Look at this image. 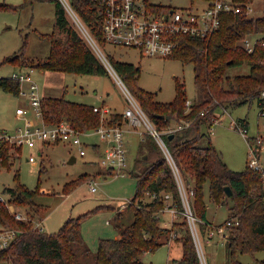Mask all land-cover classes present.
<instances>
[{"label": "trees", "instance_id": "trees-1", "mask_svg": "<svg viewBox=\"0 0 264 264\" xmlns=\"http://www.w3.org/2000/svg\"><path fill=\"white\" fill-rule=\"evenodd\" d=\"M35 1L55 3L53 31L40 32L41 37L51 41L49 54L41 59L27 56V40L24 37L21 48L5 56L4 62L9 61L21 67L110 74L83 32L71 21L63 0H24L19 5L0 1V9L22 7ZM68 1L97 42L105 46L103 14L98 9L102 0ZM233 1L240 5V9L222 12L220 25L212 34L202 36L183 33L177 36L179 46L169 57L194 63L198 91L189 108L186 106L188 96L181 80L177 79L176 95L172 100H156L153 92L139 84L140 65L106 53L117 73L159 129L172 126L174 121H190L189 125L174 131L172 136L170 132L165 133V141L179 167L192 211L202 221L203 231L213 224L207 218L204 191L207 180H210L211 198L219 203H228L230 215L221 224L231 221L227 225L230 259L233 264H243L237 258L238 251L253 253L264 249V189L259 172L252 169L249 163L243 170L233 169L227 164L222 152L214 144L209 128L214 123L215 109L220 105L235 106L256 99L261 110L264 107V12L258 16L250 15L249 6L254 0ZM252 33L258 36L253 50L249 51L242 42ZM243 64L250 66L249 72H229L232 66ZM0 86L17 94L20 91V81L12 76H0ZM204 108L206 112L201 114ZM42 109L47 123L66 119L82 131L100 125V112L94 110V105L72 101L64 96H43ZM122 118V112H112L108 121L117 123ZM241 121L248 126L247 119ZM205 127L208 129L205 130ZM251 138L248 136L249 140ZM12 145L16 151H20L21 146ZM12 145L7 139L0 141V162L8 167ZM141 145L147 148L144 153L147 156L137 159L135 165L138 168L135 172L137 190L127 209V212L132 213V219L128 223L124 222L123 217L127 212L118 210L116 226L121 234L99 239L93 264H146L143 254L169 242L168 236L172 230L175 240L181 241L183 245L182 255L174 258L173 264H203L186 214L181 185L169 159L153 135L143 134ZM226 185L231 186L232 196L226 192ZM4 191L8 192V200L31 206L35 215L44 211V206L35 201L36 190L18 183L5 186ZM167 193L170 197L166 196ZM147 194L149 200L145 199ZM104 205L108 204L100 207ZM167 207H175L182 216L177 227L161 223V212ZM90 213L71 216L59 231L46 232L36 226V221L17 219L6 203L0 200L2 229L16 230L9 245L0 249V260L12 264H87L81 259L80 251L83 249L90 253L82 233V221Z\"/></svg>", "mask_w": 264, "mask_h": 264}, {"label": "rangeland", "instance_id": "rangeland-1", "mask_svg": "<svg viewBox=\"0 0 264 264\" xmlns=\"http://www.w3.org/2000/svg\"><path fill=\"white\" fill-rule=\"evenodd\" d=\"M0 1L19 5L24 0ZM148 1L160 9L170 7L197 9L203 8L208 3L206 0ZM64 2L71 21L84 34L81 25L75 18V11H71L69 1L64 0ZM263 12L264 0H254L249 11L250 15L258 16ZM54 23L55 3L52 1H35L33 4L22 7L0 9V76H11L14 71H26V67L9 61L4 62L3 58L19 50L23 45L24 37L27 40L25 54L35 59L45 58L50 52L51 41L41 37L40 32H52ZM84 36L94 48L87 36L85 34ZM255 37H257L256 33L248 36L251 42L255 41ZM242 43L245 45L244 41ZM103 48L118 59L140 65L139 84L153 92L156 100H172L176 95L177 79L184 82V90L188 98L195 99L197 96L198 88L193 62H184L174 57L141 55L140 51L135 48L119 47L111 43H107ZM109 71L110 74L105 75L34 67L31 73L39 83L42 96H64L66 99L89 105L108 106L110 112H122L130 102L116 73L113 70ZM249 71L248 64L235 65L229 69L231 74ZM124 83L126 84V82ZM22 86L26 87L27 83L23 82ZM126 86L132 92L127 84ZM132 94L139 101L134 92ZM19 107H30L27 115L18 112L17 108ZM227 109L228 111L224 112L223 105L215 109L216 113L224 112V118L215 121L209 128L210 135L216 147L222 152L223 159L227 164L233 169L243 170L249 163L251 143L255 142V137L259 133L264 136V114L260 113L261 108L256 99L241 105H229ZM110 112H100V124L102 122L109 123ZM241 118L248 120L247 134L231 125L232 119ZM117 123L125 129L127 150L125 174H109L108 166L102 163L101 159L110 145V140L95 129H88L81 133L83 147L86 149L84 154L80 153L79 145L67 141L38 140L35 146L24 143L19 148L20 151H16V147L12 145L15 143L9 141L12 145L9 167L0 162V196L8 197V192L4 191L5 186H15L18 183L36 190L35 201L44 206L42 208L44 211L40 215H35L31 206L16 202L15 204L17 209L24 214L26 220L36 221L46 232H57L69 217L91 211L82 221V233L86 245L90 248V253L83 249L80 253L81 259L87 264L94 263V254L101 237H114L120 233L116 226V215L118 210L127 212L128 204L136 194L135 172L138 168L135 165L137 159L142 158L147 150L145 146L142 147L141 139L143 134H151L144 124L132 125L124 114L122 120ZM42 124V117L30 105L27 95L21 92L17 94L0 86V132L5 131L14 135L19 127L27 125L35 127ZM175 124L176 121L173 126ZM207 129L205 127V130ZM248 136L252 138L249 140ZM261 143V161L264 164V139ZM72 155L76 156V160L70 162ZM76 180L77 182H75ZM179 181L181 184V180ZM92 182H96V191L91 188ZM182 187L186 199L188 193L184 186ZM204 191L207 218L215 224L223 223L230 215L228 203H219L211 198L210 180L206 181ZM145 199L149 200L150 196L147 194ZM186 201L188 202L187 199ZM229 202L231 203V200ZM5 203L7 205V202ZM102 204L108 205L100 207ZM95 209L96 211L93 212ZM131 216L132 213L127 212L123 217L124 222H130ZM160 218L164 225L173 218L170 227H177L179 225L177 222L182 220L180 214L173 216V212L167 208L161 212ZM3 227L4 225L0 222V229ZM201 227L202 221L197 217L194 229L199 236L198 247L201 251L203 264H233L227 240L217 232L213 238H209L208 230L203 231ZM168 241L157 249L143 254L142 258L146 264H173V259L182 255L183 245L181 241L175 240L173 230L169 233ZM262 257L264 258V249L253 253L237 252V258L243 264H260L257 258ZM0 264L12 263L0 260Z\"/></svg>", "mask_w": 264, "mask_h": 264}, {"label": "built area", "instance_id": "built-area-1", "mask_svg": "<svg viewBox=\"0 0 264 264\" xmlns=\"http://www.w3.org/2000/svg\"><path fill=\"white\" fill-rule=\"evenodd\" d=\"M98 9L103 14V36L106 43H111L119 47L135 48L140 51L142 55L169 57L172 56L179 46L178 35L189 33L193 35L207 36L212 34L220 25L222 12L240 9V5L233 0H209L203 8H183L177 9L174 7L160 9L148 0H102L98 5ZM251 6H249V11ZM71 11L74 10L71 7ZM75 18L79 22L89 41L93 44L97 53L106 64L109 70H113L118 81L122 83L126 91L127 98L130 104L124 111V116L129 119L132 125L144 124L147 130L157 139L160 146L163 148L167 158L169 159L173 170L177 176L178 181L181 180V190L183 193V181L181 178L179 167L165 141L164 134L174 131L190 124L187 120L182 123H176L175 126H170L166 129H159L152 121L149 114L145 111L139 101L134 97L132 92L128 89L123 79L115 70L103 46L100 45L94 38L90 30L86 27L79 16L74 12ZM245 47L252 51L254 42L249 38H245ZM33 67H26V71H16L12 77L20 81V91L27 95L30 99V105L36 109L38 115L43 119V124L32 127H19L14 135L3 131L0 132V141L7 139L14 142L18 146L24 143L29 146H35L38 140L47 142H61L67 141L72 144L80 146V153L86 152L83 147V140L81 138L80 129L74 127L68 120L63 119L58 123H47L45 121L42 109V98L39 83L32 77L31 71ZM26 82L27 86L23 88L22 83ZM264 94V90H263ZM194 102V99L187 98L186 106L189 108ZM30 107H19L18 112L27 115ZM94 110L100 112H108L109 108L100 105H94ZM228 111L224 106V112ZM206 109L201 110V114H205ZM223 112V113H224ZM223 113L214 112V123L224 118ZM264 114V107L260 111ZM213 123V124H214ZM231 125L239 128L244 134L248 133V126L241 120L232 119ZM213 126V125H212ZM95 130L110 140V145L106 149L101 159L102 163L108 166L109 174L126 173L127 166V150L125 146V129L119 123H104L102 122ZM255 142L251 143L249 166L259 172L261 178V185L264 189V164L261 161V145L264 139L260 133L255 137ZM261 143V144H260ZM180 183V181H179ZM91 188L93 191L97 190L96 182H92ZM185 189V188H184ZM186 191V190H185ZM187 193V192H186ZM167 197L170 195L167 193ZM184 197V194H183ZM188 200V202L186 201ZM185 200L186 214L189 222L192 224V231L199 242L198 233L194 229L195 219L197 218L191 208L188 194ZM0 200L7 202V206L17 219H25L24 214L17 209L14 201L8 200L7 197L1 195ZM173 214H178L175 207H171ZM238 222V220H236ZM227 224L208 226L207 236L213 238L217 232L222 238H228ZM40 224L36 223V226ZM40 227V226H39ZM16 235V230L12 228L0 229V249L5 248ZM199 244V243H198ZM202 258V257H201Z\"/></svg>", "mask_w": 264, "mask_h": 264}, {"label": "crops", "instance_id": "crops-1", "mask_svg": "<svg viewBox=\"0 0 264 264\" xmlns=\"http://www.w3.org/2000/svg\"><path fill=\"white\" fill-rule=\"evenodd\" d=\"M208 2V1H207ZM257 36H258V34H257ZM255 39H256V37H255ZM255 43V42H254ZM142 55V54H141ZM7 56V55H6ZM4 58V57H3ZM20 66V65H19ZM14 72H16V71H14ZM13 72V73H14ZM12 76V75H11ZM103 106H105V105H103ZM108 107V106H107ZM109 108V107H108ZM126 109V108H125ZM125 109H124V111H125ZM124 111H122L123 112V114H124ZM108 112H110V108H109V111ZM112 112H110V114H111ZM242 119H245V118H241V120ZM142 140V139H141ZM260 154H261V152H260ZM261 156V155H260ZM167 209H170V210H172L171 209V207H167ZM173 216H174V214H173ZM175 216H177V214H175ZM172 220H173V218H172ZM172 220L170 221V222H168V223H166L165 225H167V226H170V223L172 222ZM212 222V221H211ZM213 223V222H212ZM213 224H215V223H213ZM41 225V224H40ZM42 228V227H41ZM206 230H208V228L206 229ZM120 234L121 233H118V234H116V237H118V236H120ZM223 239H225V238H223ZM228 239V238H227ZM226 239V240H227ZM200 251V250H199ZM201 252V251H200ZM201 254V253H200ZM202 256V255H201ZM257 260H258V262L260 263V264H264V258L262 257V258H257Z\"/></svg>", "mask_w": 264, "mask_h": 264}, {"label": "water", "instance_id": "water-1", "mask_svg": "<svg viewBox=\"0 0 264 264\" xmlns=\"http://www.w3.org/2000/svg\"><path fill=\"white\" fill-rule=\"evenodd\" d=\"M64 1V0H63ZM173 135V133H171L170 134V136H172ZM147 156V154H144V157H146ZM76 160V156L75 155H72V157L70 158V162H72V161H75ZM225 190H226V192L228 193V195H230V196H232L233 195V190H232V188H231V186L230 185H226L225 186ZM197 242V241H196ZM198 244V243H197ZM201 255V254H200Z\"/></svg>", "mask_w": 264, "mask_h": 264}]
</instances>
